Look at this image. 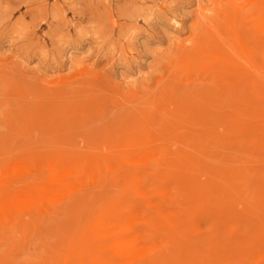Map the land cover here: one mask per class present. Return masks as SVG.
Masks as SVG:
<instances>
[{
	"label": "rangeland",
	"instance_id": "rangeland-1",
	"mask_svg": "<svg viewBox=\"0 0 264 264\" xmlns=\"http://www.w3.org/2000/svg\"><path fill=\"white\" fill-rule=\"evenodd\" d=\"M262 175L264 0H0V264H264Z\"/></svg>",
	"mask_w": 264,
	"mask_h": 264
},
{
	"label": "bare ground",
	"instance_id": "bare-ground-1",
	"mask_svg": "<svg viewBox=\"0 0 264 264\" xmlns=\"http://www.w3.org/2000/svg\"><path fill=\"white\" fill-rule=\"evenodd\" d=\"M239 137H240V136H239ZM249 143H250V142H249ZM254 155H255V154H254ZM255 156H256V155H255ZM252 158H253V157H252ZM262 176H264V175H262ZM262 176H261V177H262ZM131 219H132V218H131ZM132 221H133V219H132ZM144 226H145V225H144ZM135 229H136V228H135ZM145 230H146V229H145Z\"/></svg>",
	"mask_w": 264,
	"mask_h": 264
}]
</instances>
